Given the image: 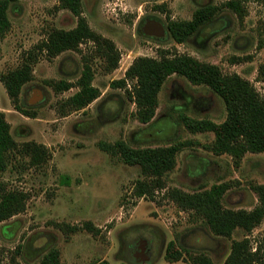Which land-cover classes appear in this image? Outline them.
Listing matches in <instances>:
<instances>
[{"label":"rangeland","instance_id":"374dc122","mask_svg":"<svg viewBox=\"0 0 264 264\" xmlns=\"http://www.w3.org/2000/svg\"><path fill=\"white\" fill-rule=\"evenodd\" d=\"M228 1L82 0V17L90 29L112 42L119 54L117 68L105 71L104 60L91 42L51 60L39 57L32 67V80L20 94V101L27 103L33 91H40L42 100L25 107L35 113L34 118L13 108L0 82V112L15 141L19 145L34 142L50 154L37 167L28 157L15 155L0 174V185L28 196L23 213L0 223L1 264H12V259L19 264H41L51 248L59 251L60 264H169L165 249L170 241L184 251L182 259L172 264H191L190 255L205 256L212 264L224 263L232 241L242 240L244 233L237 230L231 238L214 236L201 219L168 200L166 190L192 193L227 183L230 188L222 198L223 206L250 211L258 203L250 186L264 184V153H247L235 165L228 155L214 156L203 149L213 142L212 133L191 134L183 127L180 114L224 121L222 100L204 86L170 76L158 94L153 125H141L127 93L132 82L125 88H112L111 83L124 78L137 58L188 55L217 66L225 75L238 74L264 98V81L258 78V68L264 64V0L244 1L242 19L223 7ZM206 6L218 9L212 21L185 43L174 42L167 30L169 21L191 20L197 9ZM7 14L10 27L0 35V75L18 68L22 56L45 41L51 30L68 31L77 24L70 11L59 8L58 0H20L9 6ZM148 19L162 23L163 38L144 35L142 26ZM85 62L92 67V85L100 97L83 110L70 112L65 101L78 88L57 93L53 85L76 83ZM154 125L159 126L157 130ZM117 141L130 147L175 141L199 145L179 151L176 167L164 176L165 190L154 192L152 198H136L134 184L143 180L140 168L124 164L118 155L100 147ZM85 223L98 232L68 230ZM247 238L252 251L261 246L264 254V219ZM140 255L146 256L144 262Z\"/></svg>","mask_w":264,"mask_h":264},{"label":"trees","instance_id":"16d2710c","mask_svg":"<svg viewBox=\"0 0 264 264\" xmlns=\"http://www.w3.org/2000/svg\"><path fill=\"white\" fill-rule=\"evenodd\" d=\"M20 0H0V35H4L9 27L8 8ZM246 0H231L223 7L243 18L242 3ZM59 8L70 11L76 18L75 28L51 30L45 41L32 51L22 56L21 65L0 75L6 94L13 108L27 118H34L35 113L29 111L27 103L20 101L23 86L32 80V67L39 57L53 59L66 51H77L85 42L96 46V53L104 60L105 71L111 72L117 68L119 54L112 42L96 34L82 17V0H58ZM217 8L206 6L197 9L191 20L169 21L167 30L171 39L177 44H183L189 37L208 25L214 18ZM235 62V61H234ZM92 67L85 62L80 77L71 84L60 81L53 85L55 92L63 93L73 87L78 91L65 101V107L70 112L83 110L100 97L98 88L92 85ZM172 75L183 77L193 86H204L217 95L223 102L226 117L221 123L207 119H193L184 114L179 115V121L191 134L212 133L214 140L203 149L214 156L228 155L235 165H238L247 154L264 153V98L259 95L254 86L238 74H223L212 64L202 63L188 55H163L159 59L140 57L125 71L124 78L113 81L112 88H125L128 81L132 82L131 91H127L130 100L135 105L134 117L141 125H153V119L158 107V94L165 81ZM258 78L264 81V64L258 68ZM29 107V106H28ZM155 130L158 125H154ZM199 145L191 141H175L166 145L130 147L124 141L112 145L100 144L103 151L118 155L124 164L138 166L143 180H138L133 187L136 198H152L154 192L166 189L164 176L173 171L177 163V154L182 149ZM15 155L29 158L32 166H40L50 159L48 150L34 142L19 145L10 132V125L0 112V174L5 172L11 158ZM67 181V179H65ZM227 183L214 184L208 190L188 193L178 188H168L166 198L181 211L190 212L201 219L211 233L220 238H231L240 230L244 238L232 241L230 253L223 264H264V254L261 246L252 251L247 235L259 227L264 219V184L251 185L250 189L257 196V205L250 211L244 209H227L222 204V198L229 189ZM28 196L20 191L7 190L0 185V223L5 222L25 211ZM84 229L94 234L98 230L90 223L82 227H68L70 232ZM21 247H17L19 252ZM184 256V251L170 241L165 249V259L169 264L177 262ZM191 264H212L205 256H189ZM1 264V260H0ZM12 264L16 263L12 259ZM41 264H60L59 251L49 249L41 259ZM106 264V263H100Z\"/></svg>","mask_w":264,"mask_h":264},{"label":"water","instance_id":"95a60500","mask_svg":"<svg viewBox=\"0 0 264 264\" xmlns=\"http://www.w3.org/2000/svg\"><path fill=\"white\" fill-rule=\"evenodd\" d=\"M142 31L144 35L147 37L152 38H163L165 35V28L162 25V23L148 19L145 21L144 25L142 26ZM42 100V95L40 91H33L32 94L29 96V99L27 100L28 104H36L37 102ZM139 256V255H137ZM140 261L144 262L146 260V256L140 255Z\"/></svg>","mask_w":264,"mask_h":264}]
</instances>
